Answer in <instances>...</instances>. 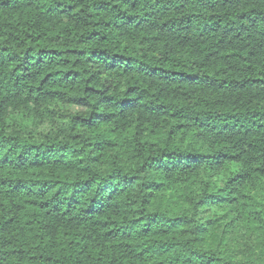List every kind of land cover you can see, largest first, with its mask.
<instances>
[{
	"label": "trees",
	"instance_id": "obj_1",
	"mask_svg": "<svg viewBox=\"0 0 264 264\" xmlns=\"http://www.w3.org/2000/svg\"><path fill=\"white\" fill-rule=\"evenodd\" d=\"M0 264H264V0H0Z\"/></svg>",
	"mask_w": 264,
	"mask_h": 264
}]
</instances>
